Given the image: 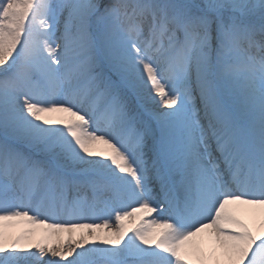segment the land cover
I'll return each instance as SVG.
<instances>
[{
  "label": "snow or ice",
  "instance_id": "obj_1",
  "mask_svg": "<svg viewBox=\"0 0 264 264\" xmlns=\"http://www.w3.org/2000/svg\"><path fill=\"white\" fill-rule=\"evenodd\" d=\"M0 264H264V0H0Z\"/></svg>",
  "mask_w": 264,
  "mask_h": 264
},
{
  "label": "bare ground",
  "instance_id": "obj_2",
  "mask_svg": "<svg viewBox=\"0 0 264 264\" xmlns=\"http://www.w3.org/2000/svg\"><path fill=\"white\" fill-rule=\"evenodd\" d=\"M138 221L136 220H133V221H126L125 223L129 226V227H133L135 225V223H137ZM25 227H29L28 225H24V224H20L18 225L16 228L12 229V231L15 233V232H18L20 231L22 228H25Z\"/></svg>",
  "mask_w": 264,
  "mask_h": 264
}]
</instances>
